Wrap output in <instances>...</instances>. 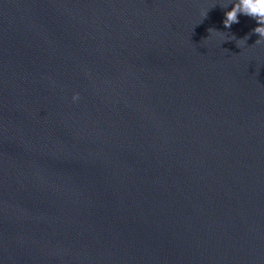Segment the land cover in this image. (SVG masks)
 <instances>
[{
  "label": "water",
  "instance_id": "water-1",
  "mask_svg": "<svg viewBox=\"0 0 264 264\" xmlns=\"http://www.w3.org/2000/svg\"><path fill=\"white\" fill-rule=\"evenodd\" d=\"M228 3L0 0V264H264V42Z\"/></svg>",
  "mask_w": 264,
  "mask_h": 264
},
{
  "label": "clouds",
  "instance_id": "clouds-1",
  "mask_svg": "<svg viewBox=\"0 0 264 264\" xmlns=\"http://www.w3.org/2000/svg\"><path fill=\"white\" fill-rule=\"evenodd\" d=\"M229 4L231 5V10L224 13V28L230 29L233 24L239 23L238 16L243 14L254 19L258 25L252 29V33L259 36L255 43L264 42V0H229V3L223 5V8L227 9ZM78 99L79 94H74L73 100Z\"/></svg>",
  "mask_w": 264,
  "mask_h": 264
}]
</instances>
